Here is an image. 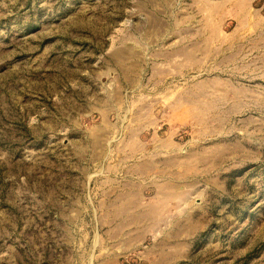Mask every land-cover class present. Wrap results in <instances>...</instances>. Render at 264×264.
<instances>
[{
    "label": "rangeland",
    "instance_id": "374dc122",
    "mask_svg": "<svg viewBox=\"0 0 264 264\" xmlns=\"http://www.w3.org/2000/svg\"><path fill=\"white\" fill-rule=\"evenodd\" d=\"M162 174L175 264H264V0H0V264H143Z\"/></svg>",
    "mask_w": 264,
    "mask_h": 264
},
{
    "label": "crops",
    "instance_id": "0c3cea01",
    "mask_svg": "<svg viewBox=\"0 0 264 264\" xmlns=\"http://www.w3.org/2000/svg\"><path fill=\"white\" fill-rule=\"evenodd\" d=\"M165 165V163H163ZM151 166V165H150ZM171 177L167 174H162L158 178H150V209L138 211L132 209L126 217H132L130 225L138 224L137 218H147V221H142L145 226L150 229V240L141 241L142 235L145 233L131 227L130 232H122L118 229L115 232L116 241L122 239L125 234L129 236L125 244L116 246L120 250H137L139 260L144 261L143 264H175L181 258L186 256V239L184 234L193 233V222H190V230L187 229V218L179 216L172 212L168 206H165V201L169 200L168 193L165 194V187H170ZM162 187V188H161ZM157 191H160L158 193ZM132 192V191H131ZM168 192V191H167ZM130 196V201L138 200V195L126 194L125 198ZM128 200V199H127ZM122 212V211H121ZM123 213H115V217H120ZM123 216V215H122ZM126 228V227H125ZM145 244L140 245L142 242ZM141 263V262H140Z\"/></svg>",
    "mask_w": 264,
    "mask_h": 264
}]
</instances>
